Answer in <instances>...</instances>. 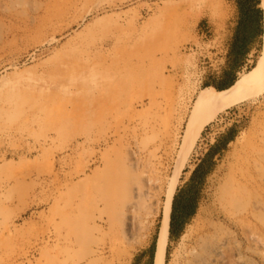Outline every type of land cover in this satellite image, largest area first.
<instances>
[{"label":"rangeland","instance_id":"rangeland-1","mask_svg":"<svg viewBox=\"0 0 264 264\" xmlns=\"http://www.w3.org/2000/svg\"><path fill=\"white\" fill-rule=\"evenodd\" d=\"M235 15L232 0H0V264H146L169 185L180 197L230 127L163 264H264V90L178 161Z\"/></svg>","mask_w":264,"mask_h":264},{"label":"trees","instance_id":"trees-1","mask_svg":"<svg viewBox=\"0 0 264 264\" xmlns=\"http://www.w3.org/2000/svg\"><path fill=\"white\" fill-rule=\"evenodd\" d=\"M232 1L235 6L236 15L226 40L224 66L217 79L204 82L203 87L212 86L217 90L229 87L242 71L247 56L252 50L259 47L263 32V15L259 7L260 0ZM236 133L237 131L234 127H230L221 134L191 172L182 195L180 197L178 193L174 195L169 218V239L177 238L183 230L184 225L194 215L198 192L206 175L211 170L212 158L225 149L226 145L234 139ZM153 253L154 247L149 251L146 264H151ZM136 260L133 264H136Z\"/></svg>","mask_w":264,"mask_h":264},{"label":"bare ground","instance_id":"bare-ground-1","mask_svg":"<svg viewBox=\"0 0 264 264\" xmlns=\"http://www.w3.org/2000/svg\"><path fill=\"white\" fill-rule=\"evenodd\" d=\"M263 9V28H264V0H261ZM264 37V34H263ZM264 90V56L258 62L255 69L243 76L238 77L229 87L223 90H216L212 86L202 88L195 96L193 102V112L200 113L197 123L190 122L187 125L185 144L178 155V161L182 164L190 150L194 138L198 134L201 126L208 120L216 116L217 113L225 108L241 101L255 99ZM185 140V141H186ZM177 167V166H176ZM175 181H173L164 194L160 204V221L157 230L155 255L153 264H163L165 246L168 238L169 218L171 210V200Z\"/></svg>","mask_w":264,"mask_h":264}]
</instances>
